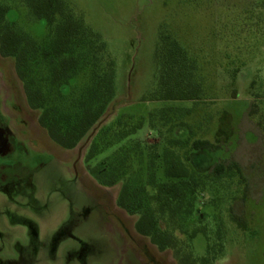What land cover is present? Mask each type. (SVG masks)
<instances>
[{
  "label": "rangeland",
  "instance_id": "374dc122",
  "mask_svg": "<svg viewBox=\"0 0 264 264\" xmlns=\"http://www.w3.org/2000/svg\"><path fill=\"white\" fill-rule=\"evenodd\" d=\"M42 1L0 3L9 8L5 22L36 43L28 75L48 105L73 116L95 82L101 100L108 61L113 93L101 118L63 148L38 123L42 110L28 105L13 57L0 55V256L21 264H264V0H63L81 23L63 52L53 45L65 13L40 19ZM173 41L186 53L197 100L156 99L159 55ZM62 59L73 77L49 86ZM223 110L232 132L216 138ZM202 140L215 144L213 161H232L239 172H196L187 156ZM167 171L194 184L188 216L163 205L159 185L178 180ZM120 197L140 207L130 212ZM143 214L173 246L136 230Z\"/></svg>",
  "mask_w": 264,
  "mask_h": 264
},
{
  "label": "trees",
  "instance_id": "16d2710c",
  "mask_svg": "<svg viewBox=\"0 0 264 264\" xmlns=\"http://www.w3.org/2000/svg\"><path fill=\"white\" fill-rule=\"evenodd\" d=\"M39 7L40 19H45L48 23L53 21L54 15L65 13L62 15L65 22L58 23L55 27V31L59 36V40L55 43L57 47H55V44L53 45V48H58L62 51L64 45L69 43L71 37L74 38L77 30L81 27L80 21L69 10L66 11V5L63 0H43ZM8 10L7 5L0 3V55L13 57L15 71L23 83L27 103L31 108L42 110L38 115V123L45 128L51 140L63 148H72L91 126L101 118L105 106L112 97V64L108 61L106 65V69L108 68L109 72L105 74V85L103 86L104 91L102 92L101 100L100 94L98 93L99 84L95 82V85L88 89L86 97L88 103H80L77 106L78 110L74 112L73 116L60 113L58 109L52 105H48L46 93L42 91L36 79L28 75L32 64L35 63L36 43L25 34L17 32L11 24L5 22V16ZM43 13L47 16L42 15ZM99 46L102 47V44ZM159 58L162 59L164 69L162 70L163 75H161L160 92L156 99L192 101L199 99V88L192 83L191 75L186 73L183 68L185 67V63H187L185 51L173 41L161 53V56L159 55ZM58 68L60 70L55 69V76L53 80H50L49 86L56 83L57 85L55 87L58 88L62 82H67L73 77L72 72H66L69 70L66 59L59 61ZM47 79L45 78V82L48 81ZM58 94L61 95V92ZM219 116L218 126L215 131L216 138L222 132L224 133V137L228 138L232 130L230 127L224 129L222 121L227 118L229 119L230 113L223 110ZM215 149V144L207 140L193 142L190 145L187 160L196 172L205 173L207 176L219 175L225 168L234 169L239 172L238 165L232 161H229L227 164L221 158L213 161L211 153ZM167 176L177 178L178 180L163 182L159 185L158 192L163 195V205L167 206L174 213H183L188 216L192 211L194 201L193 182L183 179L184 175L179 173L167 171ZM119 205L130 212L140 207L139 204H131L130 202L124 201L121 197L119 198ZM156 224L157 222L151 215L143 214L135 223V228L139 233L150 236L152 242L158 244L160 247L173 246L170 234L166 235L164 241H159V237L164 235L165 230H159ZM192 236L194 237V235Z\"/></svg>",
  "mask_w": 264,
  "mask_h": 264
},
{
  "label": "flooded vegetation",
  "instance_id": "af4514ba",
  "mask_svg": "<svg viewBox=\"0 0 264 264\" xmlns=\"http://www.w3.org/2000/svg\"><path fill=\"white\" fill-rule=\"evenodd\" d=\"M4 141V139H3V137L1 136V130H0V142H3ZM0 177L3 179V180H7V178H5L6 176L5 175H2V174H0ZM1 180H0V185H3V183L1 184ZM1 253H4V251H2ZM34 257H35V252H34V255H33ZM34 261L32 262V264H34V262H35V259H33ZM0 264H21V262H19V261H10V260H8L7 258H5V257H1L0 256Z\"/></svg>",
  "mask_w": 264,
  "mask_h": 264
}]
</instances>
